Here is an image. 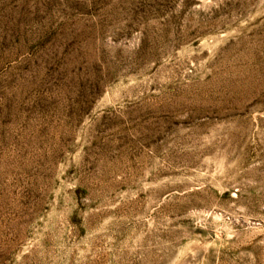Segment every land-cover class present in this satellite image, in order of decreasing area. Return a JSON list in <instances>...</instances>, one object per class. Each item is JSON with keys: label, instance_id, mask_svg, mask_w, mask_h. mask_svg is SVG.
<instances>
[{"label": "rangeland", "instance_id": "374dc122", "mask_svg": "<svg viewBox=\"0 0 264 264\" xmlns=\"http://www.w3.org/2000/svg\"><path fill=\"white\" fill-rule=\"evenodd\" d=\"M0 264H264V0H0Z\"/></svg>", "mask_w": 264, "mask_h": 264}]
</instances>
